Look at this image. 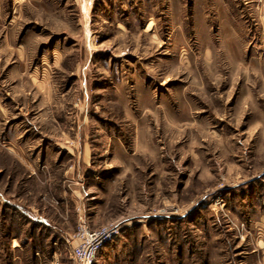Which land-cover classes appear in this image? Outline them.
Listing matches in <instances>:
<instances>
[{
	"label": "rangeland",
	"instance_id": "1",
	"mask_svg": "<svg viewBox=\"0 0 264 264\" xmlns=\"http://www.w3.org/2000/svg\"><path fill=\"white\" fill-rule=\"evenodd\" d=\"M80 215L94 264H264V0H0V264Z\"/></svg>",
	"mask_w": 264,
	"mask_h": 264
},
{
	"label": "built area",
	"instance_id": "2",
	"mask_svg": "<svg viewBox=\"0 0 264 264\" xmlns=\"http://www.w3.org/2000/svg\"><path fill=\"white\" fill-rule=\"evenodd\" d=\"M79 210V209H78ZM118 233L117 223L110 222L96 228L79 216L76 230L71 236V264H94L98 252Z\"/></svg>",
	"mask_w": 264,
	"mask_h": 264
},
{
	"label": "crops",
	"instance_id": "3",
	"mask_svg": "<svg viewBox=\"0 0 264 264\" xmlns=\"http://www.w3.org/2000/svg\"><path fill=\"white\" fill-rule=\"evenodd\" d=\"M79 192H80V191H79ZM84 194L86 195V193H84ZM46 223L48 224V222H47V221H46ZM46 223H45V224H46Z\"/></svg>",
	"mask_w": 264,
	"mask_h": 264
}]
</instances>
